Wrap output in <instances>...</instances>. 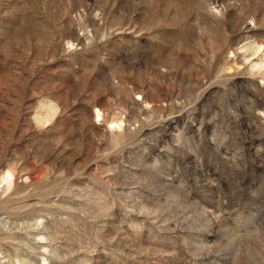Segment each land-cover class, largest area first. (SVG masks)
I'll use <instances>...</instances> for the list:
<instances>
[{
    "label": "rangeland",
    "instance_id": "rangeland-1",
    "mask_svg": "<svg viewBox=\"0 0 264 264\" xmlns=\"http://www.w3.org/2000/svg\"><path fill=\"white\" fill-rule=\"evenodd\" d=\"M0 264H264V0H0Z\"/></svg>",
    "mask_w": 264,
    "mask_h": 264
},
{
    "label": "bare ground",
    "instance_id": "bare-ground-1",
    "mask_svg": "<svg viewBox=\"0 0 264 264\" xmlns=\"http://www.w3.org/2000/svg\"><path fill=\"white\" fill-rule=\"evenodd\" d=\"M98 115H100V114H98Z\"/></svg>",
    "mask_w": 264,
    "mask_h": 264
}]
</instances>
